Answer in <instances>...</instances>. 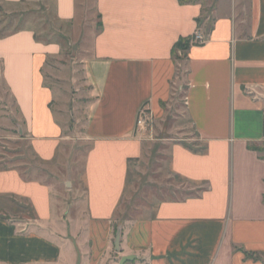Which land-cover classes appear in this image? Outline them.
<instances>
[{"label":"crops","instance_id":"0c3cea01","mask_svg":"<svg viewBox=\"0 0 264 264\" xmlns=\"http://www.w3.org/2000/svg\"><path fill=\"white\" fill-rule=\"evenodd\" d=\"M95 8L101 29L83 60L91 99L71 132L45 74L63 46L39 29L47 11L75 20L77 0H0V143L27 141L43 164L87 146L85 190L70 176L63 193L27 178L28 162L0 167V200L31 209L0 207V264H76L79 255L80 264H264V0H95ZM197 31L204 44L193 42ZM184 39L191 45L177 48ZM143 106L155 122L186 117L196 137L171 127L181 135L171 140V168L198 189L119 217L148 137L137 129Z\"/></svg>","mask_w":264,"mask_h":264},{"label":"rangeland","instance_id":"374dc122","mask_svg":"<svg viewBox=\"0 0 264 264\" xmlns=\"http://www.w3.org/2000/svg\"><path fill=\"white\" fill-rule=\"evenodd\" d=\"M46 16L47 19L43 21L45 29H39L40 32L42 31L41 34L44 32L41 38L59 41L63 49L58 56L49 58L45 74L47 83L57 90L59 96L54 103L57 113L63 116L65 124L71 131L72 128H76L78 112L85 113L87 102L91 99L88 97L89 87L84 83L83 60L92 52L95 36L101 29V21L95 8V0H77V17L72 22L59 21L53 10L47 11ZM12 29L14 28H9ZM178 109L184 111L182 101H179ZM173 126L186 128L182 133L196 137L186 117L176 120L168 117L162 122L149 120L146 129L140 130L141 133L148 134L144 154L132 164L119 217L148 215L161 201L181 199L196 194L197 184L187 181L172 171L171 140L181 136L180 133L170 131ZM73 135L78 137L79 133ZM76 144L77 147L68 146L65 151L60 152V158L58 157L54 163L43 164L35 157L27 141L5 139L0 143V158H2L0 167L4 169L28 162L30 165L27 167L24 168L23 165L24 175L27 178H41L57 184L59 191L63 193L66 189L64 181L70 176L67 179L69 182L85 190L84 157L87 146L81 145L80 142ZM197 144L202 145V143ZM19 158L22 160H17ZM82 198L84 199V192ZM129 206L131 207L127 210ZM0 207L7 215L31 212L24 201L1 199Z\"/></svg>","mask_w":264,"mask_h":264},{"label":"built area","instance_id":"2783aa9c","mask_svg":"<svg viewBox=\"0 0 264 264\" xmlns=\"http://www.w3.org/2000/svg\"><path fill=\"white\" fill-rule=\"evenodd\" d=\"M193 42L195 44H204L206 42L205 36L197 31L194 35ZM149 120H152L151 111H149L146 106H143L139 111V116L137 119V129L139 131L146 129Z\"/></svg>","mask_w":264,"mask_h":264},{"label":"water","instance_id":"95a60500","mask_svg":"<svg viewBox=\"0 0 264 264\" xmlns=\"http://www.w3.org/2000/svg\"><path fill=\"white\" fill-rule=\"evenodd\" d=\"M120 240H121V229H119L116 234L115 245H116L117 250H119ZM133 258H134L133 256H125L123 257L122 262L124 263L125 261L132 260ZM80 261H81V257L79 255L78 261L76 264H80Z\"/></svg>","mask_w":264,"mask_h":264},{"label":"trees","instance_id":"16d2710c","mask_svg":"<svg viewBox=\"0 0 264 264\" xmlns=\"http://www.w3.org/2000/svg\"><path fill=\"white\" fill-rule=\"evenodd\" d=\"M190 41H191V39L181 40L179 42V44H177V48H186L187 49L191 45Z\"/></svg>","mask_w":264,"mask_h":264}]
</instances>
